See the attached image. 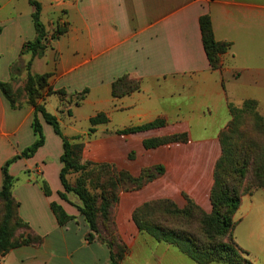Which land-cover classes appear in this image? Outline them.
Wrapping results in <instances>:
<instances>
[{
    "label": "crops",
    "instance_id": "0c3cea01",
    "mask_svg": "<svg viewBox=\"0 0 264 264\" xmlns=\"http://www.w3.org/2000/svg\"><path fill=\"white\" fill-rule=\"evenodd\" d=\"M36 1L42 5L48 36L59 26L67 31L51 40L42 56L22 54L24 45L37 37L34 8L29 0H0V83H14L23 71L21 60L32 61L31 73L49 74L55 92L39 103L61 125L70 119V130L63 133L70 139L84 137L85 161L109 164L133 177L145 168L164 167V174L142 189L121 193L117 219H132L134 211L149 202L211 201L213 182H204V174L214 172L222 153L219 135L232 120L231 106L255 101L264 117V0ZM204 16L211 18L215 39L230 44L220 69L211 67L204 49ZM17 63L22 70L12 76ZM125 76L139 81V89L114 97L113 84ZM60 91L65 95L57 94ZM100 113L109 121L96 126L90 139L88 132L74 128L77 121L90 124ZM33 119L32 106L24 102L13 109L0 91V189L5 163L36 141ZM40 120L44 146L33 157L11 164L9 172L16 178L13 196L20 204L19 216L42 242L13 249L0 264H111L108 246L87 240L90 229L78 209L79 199L73 194H66L67 201L60 197L65 193L60 179L63 141ZM157 120L165 126L116 133ZM173 137L180 141L151 149L144 145L146 140ZM52 203L72 219L60 225ZM235 218L239 223L264 221V190L244 196ZM130 244L124 264L137 246L149 245L154 247L149 264H196L139 229Z\"/></svg>",
    "mask_w": 264,
    "mask_h": 264
},
{
    "label": "trees",
    "instance_id": "16d2710c",
    "mask_svg": "<svg viewBox=\"0 0 264 264\" xmlns=\"http://www.w3.org/2000/svg\"><path fill=\"white\" fill-rule=\"evenodd\" d=\"M29 3L34 8L32 19L37 37L34 41L27 42L24 45L22 54L27 52L32 54V58H35L42 56L50 47L51 40H56L65 34L67 28L66 26H59L51 36H48L41 21L42 5L36 0H29ZM200 26L203 45L209 63L213 69H220L222 66L221 57L230 49V44L215 39L212 21L209 16H204L200 19ZM31 65L32 61L26 67L28 74L25 91L27 103L34 108L32 128L36 141L21 154L7 161L2 168L3 184L0 189V259L15 248L25 245H39L42 242V238L32 232L30 226L19 216L20 204L13 196L16 178L12 177L9 172L11 164L20 159L33 157L44 146L45 136L40 120V117H42L47 124L52 126L54 132L63 141L64 153L61 157L63 167L60 179L65 193H61L60 197L67 201L66 194H73L79 199L81 203L78 209L85 217L90 229L87 240L90 243L99 241L106 244L110 249L111 264H123L126 252L127 254L129 253L128 250L124 251L116 247L111 238L106 239V235L104 236L106 230L101 229V223L105 224V222L113 219V212H115L120 203L122 192L142 189L146 184L161 177L164 174V167L145 168L139 177H133L129 172L118 171L109 164L83 162L84 137L78 136L73 139L66 137L57 116L47 112L45 107L39 103V100L43 99L45 95L49 96L55 92L49 85L50 75L32 74ZM21 70L18 63L14 64L11 67L12 76H15ZM138 89L139 81L131 80L125 76L113 84V95L114 97H121ZM0 91L13 109L22 107V102L15 94L13 83H0ZM57 94L65 95L63 91L57 92ZM84 94L81 95L76 104H79L84 98ZM231 112V122L219 135L222 154L214 170V184L210 197L212 212L210 214L201 213L202 217H197L200 220H191L199 224L200 236L194 235L189 228L179 231L176 228L158 226L152 219L153 211L158 208H164L169 215L183 214L188 211L191 213L192 210L199 211L200 209L190 200L187 202V207L190 208L188 211L178 208L173 201L161 200L145 203L133 213V220L141 232L150 235L159 243L173 245L196 264H255L247 258V252L239 248L232 240L229 242L216 240L213 234L217 229H221L222 235L226 236L229 230L236 228L237 224L233 221V216L236 215L241 205L242 196L231 186L234 185L231 183L235 179L243 178L247 169L258 158H262L263 162L255 173L263 179L260 188L264 190V155L258 157L249 148V143L253 141L256 133L264 131V117L260 114L258 104L255 101H246L241 107L231 106ZM246 113L249 117L242 123L241 115ZM108 121V117L104 113L91 118L87 137L90 139L96 132V126L107 124ZM163 126H165V122L157 120L151 124L124 129L116 133L131 134ZM178 141L180 139L175 137L170 139H150L146 140L144 145L146 148L151 149ZM88 167H90V171L97 178L92 183H95V190L98 193H92L83 181H78L75 184L71 182L72 175L86 172ZM101 177H103V181ZM42 189L47 195L50 194V189L46 182H42ZM51 207L60 225H64L72 219L60 205L52 203ZM17 226L27 232L26 235L16 237L14 229ZM216 232L218 233V231ZM206 240L208 241L207 244Z\"/></svg>",
    "mask_w": 264,
    "mask_h": 264
},
{
    "label": "rangeland",
    "instance_id": "374dc122",
    "mask_svg": "<svg viewBox=\"0 0 264 264\" xmlns=\"http://www.w3.org/2000/svg\"><path fill=\"white\" fill-rule=\"evenodd\" d=\"M28 61L21 60L20 66L23 67V71L15 78L13 83V88L17 98L22 101V103L27 102V95L25 91L26 81H27V74L26 67L28 65ZM248 114L241 115V121L244 123L246 119L249 117ZM69 118H64L63 123L61 125L64 132H69L70 125H69ZM79 132H88L90 128V124L87 121H77L74 125ZM249 148L259 156L264 155V131L258 132L255 135V138L251 143H249ZM222 154V153H221ZM221 156V155H220ZM257 157V158H258ZM83 162L85 160L83 159ZM263 162L262 158L255 159V162L247 169L245 176L240 179H235V181L231 184L238 193L242 196V198L246 195H252L259 190H263L260 188V185L263 182V179L257 176L255 172L258 171V168L261 167ZM193 166H196L194 163ZM216 166V165H215ZM206 165L204 167L205 170ZM215 170V169H214ZM214 173V172H213ZM212 172L206 175L205 171V178L204 182H213L214 184V174ZM91 178V180H90ZM93 178V179H92ZM96 176L94 173L90 171V167L87 168L86 172L83 173H76L71 176V182L75 184L76 182L83 181L85 182L86 186L92 193H98L95 190V183L92 181L96 180ZM103 181V177H101ZM75 196V195H74ZM81 203V202H80ZM176 206L180 209L189 210L187 203L184 205L176 204ZM195 206L199 208V211L192 210L191 213L189 211L183 214H172L169 215L164 208H158L153 211V222H155L158 226L161 227H171L176 228L179 231L184 228H189L194 235L200 236L199 233V224L195 221L191 220H200L202 217L201 213L210 214L212 212V204L211 201L203 204H196ZM120 208V203L117 206L115 212H113V219L109 222H105V224L101 223V229L105 231L104 236L106 239H110L115 243L116 247L127 251L124 260L127 259V256L130 255V243L134 238L135 233H137V225L132 219H117L118 211ZM127 206L124 204L122 205V210H126ZM1 209V207H0ZM151 211V212H152ZM236 215L233 216V221L238 225L234 230H229L226 236H223L221 233V229H217L218 233L214 231V239L216 240H225L229 242L232 240L239 248L247 252V258H249L255 264H264V221L262 219H245L244 221L240 222L238 219L241 217L235 218ZM237 220V221H236ZM140 231V230H139ZM107 232V234H106ZM25 232L21 227L17 226L14 229V234L16 237H20L21 235H26ZM110 234V236H108ZM208 241L206 240V244ZM153 246L149 245V247H141L137 246L134 249L135 255L127 260L125 264H149V259L152 256ZM117 249V248H116ZM124 264V263H123ZM214 264V263H213ZM216 264H223V263H216Z\"/></svg>",
    "mask_w": 264,
    "mask_h": 264
}]
</instances>
